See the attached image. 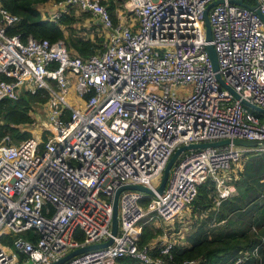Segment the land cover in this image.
<instances>
[{"label": "built area", "instance_id": "obj_1", "mask_svg": "<svg viewBox=\"0 0 264 264\" xmlns=\"http://www.w3.org/2000/svg\"><path fill=\"white\" fill-rule=\"evenodd\" d=\"M210 1L130 0L133 15L117 8L116 22L102 0L53 2L47 18L58 21L76 6L107 30L104 49L81 56L61 39L8 33L20 15L0 0V73L6 76L0 99H16L23 90L48 95L40 102L46 137L15 141L8 132L0 135V237L15 234L12 245L0 240V264H52L69 249L105 240L112 196L123 183H142L154 193L123 189L112 242L61 264H165L162 254L170 255L175 243L187 245L186 235L163 239L160 256L153 257L138 244L143 225L162 219L171 237L174 223H189L184 211L208 179L215 185L213 210L236 193L232 179L247 153L264 152V146L185 149L164 190H155L169 157L184 143L264 139V114L236 98L212 68L203 20ZM243 1L209 8L210 42L225 83L264 107V23L251 7L257 4L264 13V0ZM210 220L217 225L225 219ZM258 246L241 251L234 262L255 257ZM182 262L214 264L205 257Z\"/></svg>", "mask_w": 264, "mask_h": 264}, {"label": "trees", "instance_id": "obj_2", "mask_svg": "<svg viewBox=\"0 0 264 264\" xmlns=\"http://www.w3.org/2000/svg\"><path fill=\"white\" fill-rule=\"evenodd\" d=\"M1 1L11 12L20 15V20L7 28L10 34L18 33L22 39L28 36L47 38L50 41L61 39L71 52L81 56H88L95 51L100 52L104 48L103 35L94 34L92 37L82 35L73 27L78 18L73 9L63 13L58 21H53L43 16L38 8L39 4L47 0ZM58 1L63 0H53V2ZM107 8L112 16L115 8L112 0H109ZM112 18L116 22L115 17ZM5 77L0 73V79ZM47 96L43 89H39L33 93L23 90L16 99L2 97L0 135L8 132L15 141L31 135L30 129L22 126L32 121L33 116L30 111L38 103L44 102ZM253 111L258 115L261 114L259 111ZM46 132L48 131L42 133L43 137H46ZM232 183L236 186L237 193L223 199L217 211L212 209V199L215 194L213 181L208 179L198 185L197 196L191 203L192 209L211 206L208 218L216 215L218 220L224 218V223L220 224L212 234L207 232L206 222L195 225L192 231L186 233L190 241L189 245L175 243L170 248V255L162 254L165 264H183V259L196 257H205L214 264H264V152L249 151ZM252 226L256 229H252ZM162 234L160 227L145 224L139 235L138 244L147 246L151 256H160L163 245L160 238ZM14 236L13 233L3 234L0 240L12 245ZM169 239L170 236L165 240ZM257 244L259 246L255 257L244 258L239 263L234 262L241 251H251ZM226 252L232 256L227 261L222 258ZM120 260L131 261L127 257Z\"/></svg>", "mask_w": 264, "mask_h": 264}, {"label": "water", "instance_id": "obj_3", "mask_svg": "<svg viewBox=\"0 0 264 264\" xmlns=\"http://www.w3.org/2000/svg\"><path fill=\"white\" fill-rule=\"evenodd\" d=\"M230 1L238 3V4H243V5L246 4L243 0H230ZM218 2H222V0L210 1L206 5L204 12H203V20H204V26H205V39L207 40L206 49L208 51V55H209L211 63H212V68H213V70H215V75H216L217 79L221 82V84L223 86L227 87L233 93V95L236 98H240L241 102L244 105H246L247 107H249L250 109L259 111L260 113L264 114V107H262L256 103H253L246 98L241 97L240 94L236 90H234L231 86H229L228 84L225 83L222 74L217 70L218 69V59H217V55H216V51L214 49V46L210 42L212 35H211V25H210L208 10L212 5H214ZM251 7H253L255 9V11L260 15V17L264 23V13H262L260 11V8L257 6V4L251 5ZM228 143H233L236 145H241V146H246V147H258V146H264V139L258 140V139L239 138V137H234V138L225 137V138H221V139H217V140H211V141L190 142L187 144L184 143V144L178 146L173 151V153L169 157L168 161L166 162V164L163 168L159 183L155 187L156 192L161 193L164 190L170 169H171L172 165L174 164V162L176 161L179 154L183 150L188 149V148L215 146V145H223V144H228ZM127 188L138 189V190H141V191H144L147 193H151V194L154 193V191L149 186L144 185L142 183H123V184L119 185L114 190V193L112 196V217H111V225H110V233L111 234L105 240L92 242V243H88V244H83V245H79L77 247H74L72 249H69L68 251L63 253L60 257L53 260L52 264H61L62 262L69 259L73 255H76V254L83 252L85 250H88V249L105 246V245H108L109 243L112 242L113 235L116 234L117 229H118L119 193L123 189H127Z\"/></svg>", "mask_w": 264, "mask_h": 264}, {"label": "rangeland", "instance_id": "obj_4", "mask_svg": "<svg viewBox=\"0 0 264 264\" xmlns=\"http://www.w3.org/2000/svg\"><path fill=\"white\" fill-rule=\"evenodd\" d=\"M104 1H105L104 3L107 4L109 0H104ZM113 2L116 4V7L126 9L128 12V15H133L134 7L130 5V0L129 1L128 0H113ZM71 8L74 10V12L76 13V16L78 17L75 23L73 24V27L77 29L78 33L82 35H87V36L90 35L92 37L94 36V34L102 35V33L105 32V37L107 39V33L104 30V27H102L100 23H97L93 19H91L90 16L92 17V15L89 12L81 11L77 9L76 6H71ZM69 100L74 102V99L71 96H69ZM38 104L39 105H37V108L35 109L36 110L35 113H33L34 116H33L32 121L24 126L30 129L31 135L32 134L42 135L43 131L45 130L44 127L46 126L47 119H46L45 108L42 105H40V103ZM210 207L211 206H208L207 208L204 207L200 209L199 208L192 209L193 207L192 205H190L188 209L184 211L189 223H186V224L174 223L175 228L174 230H172V232L174 233L171 236V238L176 239L179 237V234L181 233L186 234L188 231L189 232L192 231L194 229V226L200 222H206V226L208 228L207 232L209 234H212L213 231L220 224H217V225L211 224L212 220L208 218L209 212L211 211L209 210ZM146 224L151 225L152 227L153 226L160 227L163 231L162 236H160L162 240L170 236L169 234L170 230L168 232V229H167L168 224H166V222L163 221L162 219H157L153 217ZM231 257L232 256L228 252L222 255V258L225 259L226 261Z\"/></svg>", "mask_w": 264, "mask_h": 264}, {"label": "crops", "instance_id": "obj_5", "mask_svg": "<svg viewBox=\"0 0 264 264\" xmlns=\"http://www.w3.org/2000/svg\"><path fill=\"white\" fill-rule=\"evenodd\" d=\"M102 1H103V3L105 2L104 0H102ZM112 1H113V0H112ZM128 1H129V0H128ZM108 4H109V1H108L107 5H108ZM114 4H115V3H114ZM53 7H54L53 0H47L46 2L41 3V4L38 5V8L41 10L43 16H45V14L49 12V10H52ZM117 8H119V7H116V4H115V8H114V10H113V15H112V16H114L116 20H118L117 17H116V13H115V11H116ZM68 11H69V10H68ZM66 12H67V11H66ZM90 18L94 20L93 17L90 16ZM94 21H95V20H94ZM95 22H96V21H95ZM124 22H125V21H124ZM102 27H103V26H102ZM104 30H105L106 33H107V30H106L105 28H104ZM102 35H103V38H104V40H103V45H104L105 41H107V40H106V37H105V32H103ZM103 49H104V48H103ZM95 52H96V51H95ZM97 52H98V51H97ZM236 174H237V173H236ZM186 236H187V235H186ZM183 243L189 245V244H190V241H189V240L187 239V237H186V241L183 242Z\"/></svg>", "mask_w": 264, "mask_h": 264}, {"label": "clouds", "instance_id": "obj_6", "mask_svg": "<svg viewBox=\"0 0 264 264\" xmlns=\"http://www.w3.org/2000/svg\"><path fill=\"white\" fill-rule=\"evenodd\" d=\"M106 5H107V4H106ZM71 10H72V9H71ZM246 156H247V155H246ZM235 188H236V186H235ZM236 193H237V189H236ZM236 193H234V194H236ZM234 194H233V195H234ZM230 196H232V195H230ZM228 197H229V196H228ZM226 198H227V197H226ZM212 201H213V199H212Z\"/></svg>", "mask_w": 264, "mask_h": 264}]
</instances>
